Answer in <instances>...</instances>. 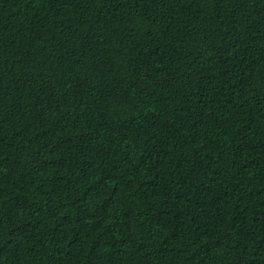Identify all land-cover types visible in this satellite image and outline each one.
Masks as SVG:
<instances>
[{
    "label": "trees",
    "instance_id": "16d2710c",
    "mask_svg": "<svg viewBox=\"0 0 264 264\" xmlns=\"http://www.w3.org/2000/svg\"><path fill=\"white\" fill-rule=\"evenodd\" d=\"M0 264H264V0H0Z\"/></svg>",
    "mask_w": 264,
    "mask_h": 264
}]
</instances>
